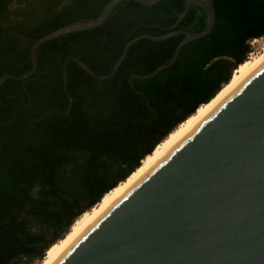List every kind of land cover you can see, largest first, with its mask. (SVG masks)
<instances>
[{
  "label": "trees",
  "instance_id": "trees-1",
  "mask_svg": "<svg viewBox=\"0 0 264 264\" xmlns=\"http://www.w3.org/2000/svg\"><path fill=\"white\" fill-rule=\"evenodd\" d=\"M110 0H0V78L32 69L40 37L96 18ZM207 35L140 38L114 75L126 43L143 34L199 32L206 12L186 0H122L100 25L38 48L37 71L0 84V264H38L74 221L125 181L182 122L212 101L264 37V0H213ZM66 63L65 89L63 69Z\"/></svg>",
  "mask_w": 264,
  "mask_h": 264
},
{
  "label": "water",
  "instance_id": "water-1",
  "mask_svg": "<svg viewBox=\"0 0 264 264\" xmlns=\"http://www.w3.org/2000/svg\"><path fill=\"white\" fill-rule=\"evenodd\" d=\"M122 0H110L98 17L78 20L37 39L31 48L37 71L38 46L61 34L100 25ZM153 5L161 0H134ZM206 12L199 32L174 30L163 40L183 34L170 63L188 41L211 32L216 22L213 0H186ZM66 63L63 69L65 89ZM48 264H264V60L211 107L189 130L154 160L101 210Z\"/></svg>",
  "mask_w": 264,
  "mask_h": 264
},
{
  "label": "bare ground",
  "instance_id": "bare-ground-1",
  "mask_svg": "<svg viewBox=\"0 0 264 264\" xmlns=\"http://www.w3.org/2000/svg\"><path fill=\"white\" fill-rule=\"evenodd\" d=\"M248 58V63L238 67L232 75L230 82L209 103L200 107L193 115L174 129L154 151L147 155L139 168H137L125 181L106 193L99 203L78 217L69 229L65 237L53 244L46 252L44 259L38 264H48L101 210H103L118 194L132 183L146 168L175 143L187 130H189L211 107L222 99L231 89L240 83L245 76L264 60V49L256 57Z\"/></svg>",
  "mask_w": 264,
  "mask_h": 264
},
{
  "label": "built area",
  "instance_id": "built-area-1",
  "mask_svg": "<svg viewBox=\"0 0 264 264\" xmlns=\"http://www.w3.org/2000/svg\"><path fill=\"white\" fill-rule=\"evenodd\" d=\"M263 39H264V37H260V38H257V39H253V40H251L249 42V44H250V52L248 53V57L247 58L251 57L255 53L256 48H257L255 46V44L258 43L259 41L263 40Z\"/></svg>",
  "mask_w": 264,
  "mask_h": 264
},
{
  "label": "rangeland",
  "instance_id": "rangeland-1",
  "mask_svg": "<svg viewBox=\"0 0 264 264\" xmlns=\"http://www.w3.org/2000/svg\"><path fill=\"white\" fill-rule=\"evenodd\" d=\"M255 46L257 48H256L255 53L253 54V55H255L254 57H256L258 54H260L263 51V49H264V39L259 41L258 43H256Z\"/></svg>",
  "mask_w": 264,
  "mask_h": 264
}]
</instances>
